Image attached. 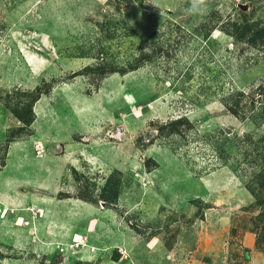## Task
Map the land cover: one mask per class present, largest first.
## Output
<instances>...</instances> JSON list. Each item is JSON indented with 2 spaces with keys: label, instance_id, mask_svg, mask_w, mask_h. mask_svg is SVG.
<instances>
[{
  "label": "rangeland",
  "instance_id": "obj_1",
  "mask_svg": "<svg viewBox=\"0 0 264 264\" xmlns=\"http://www.w3.org/2000/svg\"><path fill=\"white\" fill-rule=\"evenodd\" d=\"M263 31L264 0H0V264H264Z\"/></svg>",
  "mask_w": 264,
  "mask_h": 264
},
{
  "label": "crops",
  "instance_id": "obj_2",
  "mask_svg": "<svg viewBox=\"0 0 264 264\" xmlns=\"http://www.w3.org/2000/svg\"><path fill=\"white\" fill-rule=\"evenodd\" d=\"M58 94V99H60V100H63V98H61L62 96H61V94H59V93H56V95ZM23 143H27V147H29V148H33V153L34 152H40L39 151V149H37L38 148V146H40L41 144H40V139L39 140H33L32 142H30L29 140H26L25 142H23ZM31 151H32V149H31ZM32 153V154H33ZM9 154H11V152H9ZM28 156V158H31V156H29L30 154H27ZM38 155V154H37ZM10 156H12V155H7V161H8V159H9V157ZM14 158H16L15 156H13ZM80 158H83V156L80 154V156H79ZM17 159V158H16ZM37 160H40V157H38L37 158ZM6 161V162H7ZM8 163V162H7ZM7 163H5V165H4V170H0V173L2 172V174H5L6 173V169H7ZM19 163V162H18ZM68 164H70V163H68ZM19 165H20V163H19ZM38 165V167H41V163H38L37 164ZM42 165H43V163H42ZM70 167H71V165H70ZM15 168V167H14ZM75 168V167H74ZM63 170H64V168H62ZM14 170H16V169H14ZM13 170V171H14ZM62 170V171H63ZM62 173V172H61ZM14 174V173H13ZM4 178H1L0 180H3ZM32 182V181H31ZM31 182H29V183H27V186H30V187H32V188H37L38 187V185L36 184V183H31ZM4 186H5V184H4ZM3 186V187H4ZM5 189V188H4ZM14 190V188H12L11 189V192ZM11 192H9V194H11L12 195V193ZM12 201V200H11ZM32 201V200H31ZM31 201H30V203H31ZM10 203V202H9ZM40 203V201L38 202V204ZM7 201H5V200H3V199H0V206L1 207H3V209H5L4 207L5 206H7ZM33 204V203H32ZM35 205V204H34ZM31 207V206H30ZM2 211V210H1Z\"/></svg>",
  "mask_w": 264,
  "mask_h": 264
},
{
  "label": "trees",
  "instance_id": "obj_3",
  "mask_svg": "<svg viewBox=\"0 0 264 264\" xmlns=\"http://www.w3.org/2000/svg\"><path fill=\"white\" fill-rule=\"evenodd\" d=\"M263 32H264V31H263ZM242 36H243V34L241 35V37H242ZM256 37H259V38H260V37H264V35H263L262 33H258V35H255V36L252 38V39H253V42L256 41ZM105 187H106V186H105ZM105 187H104V188H105ZM117 198H118V195L116 194L115 197H114V200H113V201L116 202V201H117ZM105 199H106V198H105Z\"/></svg>",
  "mask_w": 264,
  "mask_h": 264
},
{
  "label": "bare ground",
  "instance_id": "obj_4",
  "mask_svg": "<svg viewBox=\"0 0 264 264\" xmlns=\"http://www.w3.org/2000/svg\"><path fill=\"white\" fill-rule=\"evenodd\" d=\"M57 104L60 105L59 103H57ZM51 107H52V106H51L50 104H48V108H47V110H48V111H51L50 113L53 114V113L55 112V110H54V108H52L53 110H51ZM49 115H50V114H49ZM69 124H70V123H69ZM8 178H9V177H8ZM7 190H8V189H7ZM8 191H9V190H8ZM9 192H11V191H9ZM9 192H7V193H9ZM11 193H12V192H11ZM4 199H5V198H4ZM18 199H19V198H18ZM45 203H46V204H45ZM44 204L47 205L48 203L45 201ZM48 205H49V204H48ZM31 210H32V209H31Z\"/></svg>",
  "mask_w": 264,
  "mask_h": 264
},
{
  "label": "water",
  "instance_id": "obj_5",
  "mask_svg": "<svg viewBox=\"0 0 264 264\" xmlns=\"http://www.w3.org/2000/svg\"><path fill=\"white\" fill-rule=\"evenodd\" d=\"M244 8H246V7H244Z\"/></svg>",
  "mask_w": 264,
  "mask_h": 264
}]
</instances>
